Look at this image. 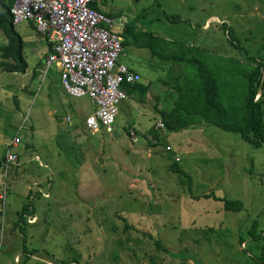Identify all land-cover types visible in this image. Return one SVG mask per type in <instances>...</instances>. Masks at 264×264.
Listing matches in <instances>:
<instances>
[{"label": "rangeland", "instance_id": "374dc122", "mask_svg": "<svg viewBox=\"0 0 264 264\" xmlns=\"http://www.w3.org/2000/svg\"><path fill=\"white\" fill-rule=\"evenodd\" d=\"M102 1L104 12L208 59L264 55V0ZM33 25H16L27 71L0 68V162L9 150L18 156L0 168V264H264V146L212 126L158 129L160 116L134 97L119 106L113 134L88 135L93 106L67 93L55 64L46 72L47 39ZM6 44L0 29V49ZM120 62L146 84L177 69L134 46ZM150 127L155 145L144 135Z\"/></svg>", "mask_w": 264, "mask_h": 264}, {"label": "trees", "instance_id": "16d2710c", "mask_svg": "<svg viewBox=\"0 0 264 264\" xmlns=\"http://www.w3.org/2000/svg\"><path fill=\"white\" fill-rule=\"evenodd\" d=\"M14 3L15 0H0V29L8 40V45L0 49V68L25 73L28 63L24 57V41L16 31L12 16ZM93 8L96 9V6ZM173 21L176 19L173 18ZM123 45L125 48H146L153 58L162 63H171L177 68L175 72L169 73L168 81H161L163 86L173 92L170 110L159 113L167 132L178 133L191 128L212 126L239 135L254 148L264 146V55L260 59H218L209 62L203 50L165 41L146 31L137 30L132 25H127L123 33ZM123 87L126 94H137L139 102L144 101L149 89L148 84L141 82L124 84ZM261 87L262 94L257 98ZM150 132L152 137L148 142L155 145L158 138L154 128ZM62 151L66 152L65 156L70 153L63 148ZM2 166L4 163L0 162V168ZM171 170L184 175L175 163L171 165ZM28 197L31 198V195ZM206 198L211 199L212 196ZM224 207L226 211H232L229 202L225 204L224 201ZM31 208L29 201L19 217L17 226L23 232L27 217L32 214Z\"/></svg>", "mask_w": 264, "mask_h": 264}, {"label": "built area", "instance_id": "2783aa9c", "mask_svg": "<svg viewBox=\"0 0 264 264\" xmlns=\"http://www.w3.org/2000/svg\"><path fill=\"white\" fill-rule=\"evenodd\" d=\"M100 1L15 0L12 9L15 25L32 22L52 44V52L44 60L46 72L55 64L67 93L78 98L86 96L95 106L84 122L90 136L101 130L113 134L119 106L126 97L123 85L142 80L137 71L120 62L125 52L127 19L101 14L93 8ZM157 127L162 129L164 125L159 121ZM18 144L17 140L14 147ZM15 164L18 156L9 150L4 159L5 171ZM6 198L5 190L0 195L4 206Z\"/></svg>", "mask_w": 264, "mask_h": 264}, {"label": "crops", "instance_id": "0c3cea01", "mask_svg": "<svg viewBox=\"0 0 264 264\" xmlns=\"http://www.w3.org/2000/svg\"><path fill=\"white\" fill-rule=\"evenodd\" d=\"M101 2H103L101 0ZM101 4V3H100ZM96 9L99 10V12H103L105 15H113V16H120V17H124V15L121 13V12H115V10L113 9V12L111 10V12H104V10L100 9V5L96 6ZM125 18V17H124ZM126 19V18H125ZM33 27H35V25H33ZM36 30V28H34ZM7 45V44H6ZM52 44L49 43L47 41V48H46V52H49L51 53L52 52ZM48 53V54H49ZM42 60H45V59H42ZM209 62H214L215 60L214 59H207ZM44 62V61H43ZM38 69V68H37ZM59 70V69H58ZM40 71V70H39ZM60 72V71H59ZM142 83V82H141ZM145 85H147L146 83H143ZM148 86H149V89H148V93L147 95L145 96V99L143 102H140V104H146L148 105V109L149 111H152V113H157L159 115L160 112H164V111H168V106L169 104L171 103V100H172V96H173V92H171V90L169 88H167L166 86H163L162 82L161 81H157V82H149L148 83ZM86 97V96H84ZM134 97L136 100V98H138V95L137 94H133V95H128L126 94V97ZM81 98V97H80ZM88 98V97H87ZM89 99V98H88ZM124 99V100H125ZM123 100V101H124ZM90 101V99H89ZM123 101L121 102V104L123 103ZM137 101V100H136ZM138 102V101H137ZM91 105L93 106V112L95 110V106L92 104V102L90 101ZM120 104V105H121ZM170 110V109H169ZM146 111V110H145ZM93 112L90 114L92 115ZM150 113V112H148ZM90 115H87L86 118ZM85 118V119H86ZM161 121V120H160ZM85 122V121H84ZM159 122V121H158ZM157 126V125H156ZM205 128V126H203ZM203 127H198V128H203ZM151 128H154V133L156 134V136H158L159 134L156 133V130H155V127H150L149 129L146 130V133L144 134L146 139H147V142L151 140V137H152V134L150 132V129ZM159 129V128H158ZM191 129H194V128H191ZM135 130V129H134ZM190 130V129H189ZM81 131L80 130H76L75 132H73L71 135L73 137H76L75 140H76V143H82L78 137V133H80ZM83 132L87 133L86 130H85V125H84V130ZM131 133H134L133 130L130 132V135L131 137H135L133 136ZM158 138V137H157ZM80 141V142H79ZM149 143V142H148ZM150 144V143H149ZM76 147V146H75Z\"/></svg>", "mask_w": 264, "mask_h": 264}, {"label": "water", "instance_id": "95a60500", "mask_svg": "<svg viewBox=\"0 0 264 264\" xmlns=\"http://www.w3.org/2000/svg\"><path fill=\"white\" fill-rule=\"evenodd\" d=\"M262 94V92H260Z\"/></svg>", "mask_w": 264, "mask_h": 264}]
</instances>
